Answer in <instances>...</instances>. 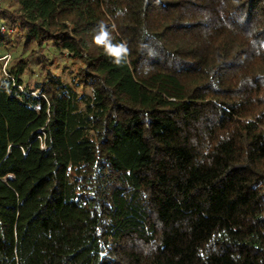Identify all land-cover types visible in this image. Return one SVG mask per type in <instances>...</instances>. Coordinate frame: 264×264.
I'll return each mask as SVG.
<instances>
[{
	"label": "trees",
	"instance_id": "obj_1",
	"mask_svg": "<svg viewBox=\"0 0 264 264\" xmlns=\"http://www.w3.org/2000/svg\"><path fill=\"white\" fill-rule=\"evenodd\" d=\"M0 20V264H264V0H0Z\"/></svg>",
	"mask_w": 264,
	"mask_h": 264
},
{
	"label": "clouds",
	"instance_id": "obj_2",
	"mask_svg": "<svg viewBox=\"0 0 264 264\" xmlns=\"http://www.w3.org/2000/svg\"><path fill=\"white\" fill-rule=\"evenodd\" d=\"M94 42L97 45H102L105 48L107 55L114 57L116 64L121 63L123 56L127 54V47L124 44H113L109 38V33L104 29V26H100V30L94 37Z\"/></svg>",
	"mask_w": 264,
	"mask_h": 264
},
{
	"label": "rangeland",
	"instance_id": "obj_3",
	"mask_svg": "<svg viewBox=\"0 0 264 264\" xmlns=\"http://www.w3.org/2000/svg\"><path fill=\"white\" fill-rule=\"evenodd\" d=\"M0 23H1V20H0ZM66 63H69V62H66ZM62 64H65V62H63ZM69 65H71V64L69 63ZM61 74L63 76H67V73L63 72V71L61 72ZM246 118L251 120L252 124L245 123L246 121L244 119H241L239 122L234 124L229 130L219 133L218 137L230 136V137L236 139L237 138V132L239 130L247 131L250 135L254 134L256 132V127H255L256 123H255V120L253 118V115L249 113L246 115ZM212 161H213V159L210 155H207L205 157L206 163L211 164Z\"/></svg>",
	"mask_w": 264,
	"mask_h": 264
},
{
	"label": "built area",
	"instance_id": "obj_4",
	"mask_svg": "<svg viewBox=\"0 0 264 264\" xmlns=\"http://www.w3.org/2000/svg\"><path fill=\"white\" fill-rule=\"evenodd\" d=\"M8 31H9V29L6 27V25L1 22L0 23V34H4V33L8 32ZM11 59H12V54L10 52H6L5 54H3L0 57V60L3 62L1 71L5 75H8L7 67L9 65V63L11 62Z\"/></svg>",
	"mask_w": 264,
	"mask_h": 264
}]
</instances>
